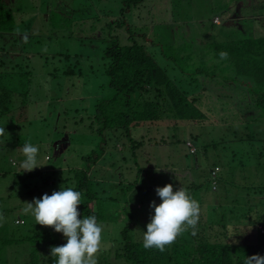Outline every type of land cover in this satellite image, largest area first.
<instances>
[{"label":"rangeland","instance_id":"1","mask_svg":"<svg viewBox=\"0 0 264 264\" xmlns=\"http://www.w3.org/2000/svg\"><path fill=\"white\" fill-rule=\"evenodd\" d=\"M0 2L13 10L14 19L19 24L18 31L0 35V59L5 60V66L8 67L9 59L14 55L16 62H20L21 66L28 65L31 74L27 105L21 107L22 102L18 98L15 110L0 122L1 129H6L7 124H13L8 135L0 133V264H24V261L29 259L27 246L29 243H12L9 239L41 232L49 226L36 224L31 213L24 211L27 202L39 197L25 194V190L29 192L33 188V183L38 177L30 175L26 181L29 186L25 188L22 183L23 174L28 171L19 169V162L23 159L21 147L25 142L37 146L41 166L33 170H55L58 176L66 177L68 170L81 168L86 164L82 155L99 150L100 147L101 136L94 132L89 115L92 106L95 107L96 98L102 93L100 84L107 81L106 77L105 79L98 77V72L90 73L91 65H97L96 70L99 68L98 65L101 67L103 48L110 36H119L123 41L126 39L124 28L116 26L110 28L106 25L107 22L121 18L118 0H71V2L0 0ZM52 10L64 16L65 30L52 28ZM125 17L140 33L143 31L147 33L148 51L153 52L164 66L168 60L162 56L158 46L160 44L180 47L189 43H203L226 35L232 36L233 28L238 33L264 34V0H146L142 6L129 12ZM216 18L218 20H215ZM152 38L157 45L152 44ZM61 51H70L73 54V61L80 59L81 75L65 76L57 71L62 69L61 64L64 63L62 55L59 54ZM68 64L70 63H66ZM171 71L175 72L173 69ZM203 77L199 75V81L212 82L214 85L210 87L215 89V81ZM182 83L184 84L183 81ZM186 87L190 90L192 84ZM216 93H224L234 110L239 111L241 115L240 119L230 115L228 129L225 130L224 124L217 120L219 117L217 114L221 113V116L227 114L224 107L216 108L217 114L205 109L209 117L201 123L173 118L144 122L135 129L134 134L137 139H143V144L137 149L139 165H136L134 157L129 154L124 159L118 158L116 154L112 157L105 156V160L102 158L101 161L104 160L105 165L114 162L112 170L96 171V174L92 175L99 180L113 178L118 182H124L121 185L116 182L114 187L115 180H112L113 185L110 186L108 193H105L104 209L98 221L102 227V249L95 254V264H133L125 258L116 256L122 241V229L129 224L132 228L133 222L138 221L139 226L130 230V235L133 238H142V231L146 229H143L144 226L140 223L149 221L153 209L149 207V203L136 204V201L149 200L156 186L172 184L174 190L183 187L187 191L190 188L186 185L192 182L204 183V191L199 190L194 199L199 204L204 197L206 204L203 207L208 209L219 204L221 198L218 194L221 193V185L218 187V183H213L212 187L206 175L213 165L212 161H215L212 159L207 162L210 150L204 151L203 147L204 139L207 137L216 142L228 141L227 147L222 144L215 150L219 159L216 161H220L223 171L227 174H224V177L227 176L224 184L232 183L236 188L245 186L246 189L264 184V167L255 170L248 163L245 172L238 165L234 167L227 165L229 158L226 156L230 155L236 146L237 149L249 148L245 142L230 141L235 138L234 131L238 130L240 134L254 131L255 126L243 123L250 118L249 115H255L258 109L248 104L249 93L237 89L235 85L220 86ZM203 99L207 105L208 102L211 105L215 103L206 93ZM191 135H199V140H194ZM110 137L113 138L114 134ZM119 147L123 149L124 144H119ZM58 149L60 152L57 153ZM194 152L196 153L191 154ZM97 166L100 167L101 164ZM245 178L256 183L247 182ZM136 182L142 186L144 184L143 189H137ZM64 183L54 184L56 187L51 186L47 194L50 195L52 191L65 187ZM70 187H73V184ZM11 188L14 191L8 196ZM147 188L152 189L151 194L146 191ZM111 189L114 191L113 194H109L112 192ZM222 193L228 197L232 192L225 190ZM244 193L247 199L248 195ZM110 195H113V198ZM262 196L260 202V195L255 194L258 207L252 209L248 218L242 216L238 227L232 225L230 233L233 240L246 237L253 241L255 246L264 241V236L257 235L254 239V233L249 231V228L255 229L260 234L258 224L264 221V195ZM5 211H8L7 215L2 214ZM130 214L135 216L134 219H129ZM210 215L211 212L209 219L212 220ZM19 216L27 220L25 225L14 223ZM218 225L214 222L212 229L209 226L207 228L212 230L213 236L217 235L219 238V232L223 229ZM189 227L186 225L187 229ZM40 249L42 253L48 252L47 245H40Z\"/></svg>","mask_w":264,"mask_h":264},{"label":"trees","instance_id":"2","mask_svg":"<svg viewBox=\"0 0 264 264\" xmlns=\"http://www.w3.org/2000/svg\"><path fill=\"white\" fill-rule=\"evenodd\" d=\"M69 1L71 2V0ZM118 1L121 18L107 22L106 25L110 28L113 26L124 28L126 41L121 40L119 36H110L109 41L103 48L101 67L98 65L99 68L96 70L97 65H91L90 71L93 74L98 72L97 76H101L102 79L107 78V81H102L99 86L102 93L96 98L95 107L92 106V112L89 115L94 132L101 136L99 150H93L82 155V159L85 160L86 164L81 168L68 170L66 177L58 176L55 170L50 169L28 171L29 174H23L24 179L22 181L26 189L29 186L26 181L29 180L30 175L36 176L38 179L33 183V188L29 192L25 190V194L40 198L54 184L65 182V187H70L73 184L72 188L81 193V203L77 205L78 218L91 214L95 215L97 221H99L101 212L104 209L105 193H108L110 186L113 185H111L112 180H115L113 178L99 180V178L97 179L92 175V173L96 174V171L112 170L113 167L111 166L114 162L111 165L106 164V166L104 164L106 163L104 161L105 156L112 157L116 154L118 158L124 159L129 154L132 158L134 157L136 165H139L137 149L143 144V139H137L134 134H136L135 129L144 122H157L173 118L175 120L201 123L209 117L208 112L217 114L216 108L224 107L227 114L225 116H221V113L217 114L219 116L217 120L220 124H224L225 130L228 129L227 124L231 119L230 115L236 119L241 117L239 111L234 110L233 105L229 103L230 101L224 93H216V91H219L220 86L227 87L228 84L247 91L250 97L248 104L258 110L255 115H249L250 118L244 120L243 123L255 126L253 132L247 131L241 134L238 130L233 132L235 138L230 142H245L249 148L237 149L236 146L230 152V155H226L229 158L227 165L232 167L238 165L245 172L248 163L255 170L263 168L264 34L238 33L233 28L232 36L226 35V37L214 38L212 41L203 43H189L180 47L160 44L158 45L160 52L169 63L164 66L157 60L153 52L148 51L147 33L144 31L140 33L133 26L134 24L128 23L125 17L129 12L142 6L146 0ZM12 11L10 7L0 2V35L18 31L19 24L14 19ZM51 16L52 28L65 30V18L62 13L52 10ZM152 44H156L153 38ZM221 52H226L227 56L222 58L219 55ZM59 54L62 55L64 65L61 64L62 69H57L58 72L65 76L82 74L80 59L77 58L76 61H73V54L70 51H61ZM9 61L10 65L7 67L5 66V60L0 59V122L15 110V102L18 98L22 102L21 107L26 106L28 103L27 97L30 93L31 74L28 65L24 66L22 64L21 66L20 62H16L14 55ZM68 62L70 64L66 65ZM171 69L175 72H172ZM199 75H203L204 79L208 78L211 81L213 79L216 86L219 87L215 86V89H212L210 87L214 85L212 82H200ZM191 84L190 90L187 89L186 85L190 86ZM204 93L209 98L214 99L215 103L213 105L209 102V105H207V102L203 99ZM257 113L258 117H256ZM253 115L254 117L251 118ZM11 125L13 126V124H7L6 129L0 133L8 135ZM243 126L245 127V125ZM1 128L2 125L0 124ZM113 134L114 137H110ZM191 137L196 141L199 140V135H191ZM227 142H216L208 137L204 139V151L208 152L210 150V158L207 159V162L212 159L219 160L215 150L222 144L227 147ZM119 144H124V148L121 149ZM58 152H60L59 149ZM102 158H104L103 161H101ZM215 161H212L213 165L206 175L212 187H214L213 183H218V187L221 185V193L218 194L221 199L218 205L209 209L203 207L206 204L203 197L199 203L200 211L197 225L190 226L189 229L184 225L182 231L170 244L165 245L163 251L156 248L145 249L142 246L141 237L133 238L130 235V230H134L139 224H137L138 221H132V228L129 224L122 229V241L117 249V258H125L133 264H244L245 258L253 254L264 256V241L261 242L262 244L255 246L253 241L246 239V237L233 240L232 233H230L232 225L235 224L236 226H234L238 227L241 217L248 218L252 209L258 207V199L255 198V194L260 195L259 201L262 202L264 191L261 190H264V184L254 188L248 187L247 189L245 186L236 188L232 183L224 184L227 176L224 177L226 173L223 171V165L220 161ZM99 164H101L100 167L97 166ZM245 180L256 183V181L248 178H245ZM116 182L121 185L124 181L118 182L115 180L114 187ZM135 186L137 189H143L144 184L142 186L136 182ZM54 187L56 186L54 185ZM186 187L190 188L187 192L194 199L196 193L201 189L203 190L204 183L192 182ZM225 190H229L234 195L230 193L228 197L224 196L222 192ZM13 191L14 189L11 188L7 195L10 196ZM146 191L151 194L152 189L147 188ZM244 192L248 195L247 199L244 197ZM113 193L112 190L109 194ZM152 194L151 199L136 201V204L138 202L148 204L151 201L158 204L160 199L157 200L158 197L155 192ZM110 197L113 198V195H110ZM209 212H211L210 217L212 220L209 219ZM2 214L7 215L8 211L2 212ZM134 217L130 214L129 219H134ZM18 220H23V222ZM147 222L140 223L143 224V229H145ZM214 222L219 224V228L223 229L219 232V238L217 235L213 236L212 230L210 231ZM14 223L25 225L27 220L19 216L14 220ZM263 227L264 221L259 222L260 234L257 230L249 228V231L254 233V239L257 238V235L264 236ZM261 228H263V233ZM242 234L240 233V235ZM234 241H237V243H234ZM9 242L29 243V245L26 244L29 247V259L25 260L24 264H53L54 257L50 254V247L61 245L66 241L61 233L54 232L52 227L49 226L41 232L28 234L22 238H11ZM40 245H47L48 252L42 253Z\"/></svg>","mask_w":264,"mask_h":264},{"label":"clouds","instance_id":"3","mask_svg":"<svg viewBox=\"0 0 264 264\" xmlns=\"http://www.w3.org/2000/svg\"><path fill=\"white\" fill-rule=\"evenodd\" d=\"M219 55L223 58L227 53ZM21 151L23 159L19 162V169L31 171L41 166L36 145L25 142ZM155 194L160 202L149 203L153 211L145 225L146 230L142 231V246L163 251L184 225L194 227L197 224L200 209L198 202L182 187L174 190L172 184L157 186ZM80 203L81 193L72 187L54 190L50 195L45 193L27 202L24 211L31 213L35 223L51 226L66 241L50 247L53 264H95V254L102 249V227L95 215L78 218L77 205ZM244 264H264V256L253 254L245 258Z\"/></svg>","mask_w":264,"mask_h":264},{"label":"built area","instance_id":"4","mask_svg":"<svg viewBox=\"0 0 264 264\" xmlns=\"http://www.w3.org/2000/svg\"><path fill=\"white\" fill-rule=\"evenodd\" d=\"M215 20H218V18H216ZM216 22H217V21H216ZM18 221L23 222V220H18Z\"/></svg>","mask_w":264,"mask_h":264}]
</instances>
